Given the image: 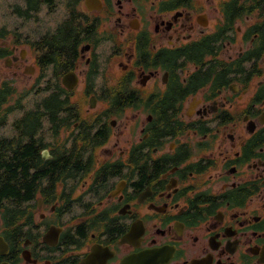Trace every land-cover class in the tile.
<instances>
[{"label": "flooded vegetation", "instance_id": "obj_1", "mask_svg": "<svg viewBox=\"0 0 264 264\" xmlns=\"http://www.w3.org/2000/svg\"><path fill=\"white\" fill-rule=\"evenodd\" d=\"M43 5L64 14L27 41L30 65L0 25V86L22 69L65 97L40 154L81 161L31 170L15 224L0 207V264H264V0H45L23 17Z\"/></svg>", "mask_w": 264, "mask_h": 264}, {"label": "trees", "instance_id": "obj_2", "mask_svg": "<svg viewBox=\"0 0 264 264\" xmlns=\"http://www.w3.org/2000/svg\"><path fill=\"white\" fill-rule=\"evenodd\" d=\"M45 0H25L26 7L21 8L22 15L33 16L38 11V6ZM50 2V1H48ZM34 13V14H33ZM1 94H8L9 105L7 109L0 110V119L6 124L7 116L15 109H21L20 99L24 96H15L16 89L9 81L6 89L0 86ZM69 104L65 97L59 94L43 96L35 102V109L26 110L24 115L15 117L11 124L13 134L11 136L0 135V207L5 209L3 217L9 224L17 221L18 202L23 193H30L34 184V178L38 172L34 168H70L79 158H72L71 155L57 154L52 159H42L41 150L48 146L37 133L42 128L43 120L49 122L50 128L66 124L69 125V118L60 116L66 111ZM56 130V129H55ZM38 137L40 142L35 139ZM66 173H60L57 177H65ZM23 191V192H22Z\"/></svg>", "mask_w": 264, "mask_h": 264}, {"label": "rangeland", "instance_id": "obj_3", "mask_svg": "<svg viewBox=\"0 0 264 264\" xmlns=\"http://www.w3.org/2000/svg\"><path fill=\"white\" fill-rule=\"evenodd\" d=\"M56 2L60 3V0H56ZM24 7L25 4L23 0H0V25L4 24L8 27L10 31L11 44L16 43L19 46V49L29 50L27 41L35 39L40 33L56 24L55 22L59 18L63 17L64 10L60 8L58 13H50L47 11L46 6L43 5L38 13L39 17L37 18V20H35L36 16L31 18L23 17V15L21 14L23 10L21 8ZM56 7H59L58 4ZM23 34H26V38H22L21 40V35ZM14 39L16 40V42H14ZM29 53L30 58L29 62L27 63L30 65L33 62L34 55L30 50ZM113 61V59L109 60V62ZM105 74L107 73L105 72ZM35 75L36 72L31 77H29V75H24L22 69H18L16 74H14L12 70H10L9 81L16 89L15 96L19 97L20 94H24V96L20 99V102L22 103L21 109H15L8 114L6 124H3L0 127V135H3L5 137L11 136L13 134L11 124L14 118L22 116L26 112V110L32 109L35 102L39 101V99L46 94V92L42 90V88L46 85V82L43 79L40 84L36 85L34 81ZM82 88L83 85H79V88L74 92V95L72 97L73 102L77 103L81 99L83 95V91L81 90ZM49 128V122L44 119L42 128L38 133V135H41L42 139L45 141L43 142L47 143V150L52 149L54 138L52 137ZM57 136H66L65 130L62 129Z\"/></svg>", "mask_w": 264, "mask_h": 264}, {"label": "water", "instance_id": "obj_4", "mask_svg": "<svg viewBox=\"0 0 264 264\" xmlns=\"http://www.w3.org/2000/svg\"><path fill=\"white\" fill-rule=\"evenodd\" d=\"M62 82H63V84H64L65 86H67L68 88H71V87L74 86V83L71 82V77H70V75H65V76H63V77H62ZM42 156H43V158H46V157L50 156V155H49V152H48L47 149H43V151H42ZM3 244L6 245V243H5V242L3 241V239L1 238V239H0V246H2ZM6 246H7V245H6Z\"/></svg>", "mask_w": 264, "mask_h": 264}]
</instances>
